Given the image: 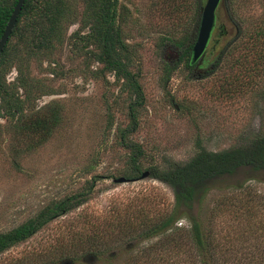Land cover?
Instances as JSON below:
<instances>
[{"label": "rangeland", "instance_id": "obj_1", "mask_svg": "<svg viewBox=\"0 0 264 264\" xmlns=\"http://www.w3.org/2000/svg\"><path fill=\"white\" fill-rule=\"evenodd\" d=\"M71 1L75 18L66 24L52 62L37 65L32 60L28 66L32 86L38 89L33 92L32 113H58L49 135L32 146L34 137L15 132L14 121L0 111V231L17 225L52 200L84 190L93 176L97 181L85 202L1 253L0 264L26 260V256L57 245L60 238L68 240L73 234L102 230L100 226L106 223L124 218L138 221L144 214L168 212L174 202L166 183L149 175L126 176L129 151L121 145L119 133L130 124V80L95 59L98 48L86 37L88 28L76 34L83 6L80 0ZM221 8L219 4L206 47L208 61L235 35ZM197 9V0H118L121 37L128 46L123 53L127 69L144 93L137 129L129 136L142 148V171L151 165L166 168L189 160L199 145L221 150L264 133V77L255 89H248L240 72L232 94L223 95V76L230 71L227 66L212 74H197L189 73L183 60L178 61L176 41L196 26ZM259 11L255 4L242 16L252 18ZM220 26L223 35H218ZM164 36L166 39H161ZM214 40L215 49L210 53ZM167 66L173 69L168 72ZM16 75L11 67L6 82H12ZM39 87L46 92L40 94ZM252 176L261 178L264 173L240 169L207 183L205 187L211 190L206 203L211 206L223 194H230V188H237L234 184L242 183L240 188L250 191L242 192L244 199L257 196L258 203L264 205V181L250 179ZM120 177L128 180L114 181ZM236 193L241 194L240 190ZM186 224L184 218L177 223Z\"/></svg>", "mask_w": 264, "mask_h": 264}, {"label": "trees", "instance_id": "obj_2", "mask_svg": "<svg viewBox=\"0 0 264 264\" xmlns=\"http://www.w3.org/2000/svg\"><path fill=\"white\" fill-rule=\"evenodd\" d=\"M16 1L0 0V36ZM80 1L83 6L81 29L88 28L86 37L97 45L95 59L104 68L116 70L130 80L133 94L128 104L130 124L120 129L119 137L121 145L129 151L130 167L126 176L132 178L144 172L139 161L142 148L129 138L137 129L144 93L134 73L127 69L128 59L123 53L128 46L121 37L119 24L121 9L118 11V0ZM201 4L197 0L194 29L176 41L178 61L183 60L189 73L200 70L212 74L222 65L227 66L230 71L223 76V95L232 94L240 72L247 79V88L255 89L257 81L264 77V0H220L235 35L212 60L208 61L205 50L202 57L190 63ZM255 4L260 7L259 13L244 18L242 15L250 13ZM73 9L71 0H25L0 53V111L14 121L15 132L34 137L32 146L49 135L58 113H32L31 104L36 99L33 92L37 87L32 86L34 82L28 75V66L32 60L37 65L45 60L52 62L55 48L63 41L66 24L75 18ZM223 34L220 26L218 35ZM215 41L210 53L215 49ZM11 67L16 69L17 75L7 83L6 72ZM167 69L170 72L173 67L167 66ZM39 92L46 91L39 87ZM240 169L264 173V133L221 150L199 145L189 160L166 168L149 166L145 170L149 176L166 183L173 191L174 202L168 212L155 216L144 214L138 221L119 219L100 226L102 230L73 234L68 240L60 238L57 245H51L47 251L33 253L26 256V260L18 259L13 264H113L120 260L119 264H264V205L258 203L257 196L245 200L242 192L249 188H240L242 183H237L233 185L237 188H230V194H223L211 206L205 201L211 190L205 187L207 183ZM250 179L264 181V176ZM96 181L97 176H93L84 190L52 200L17 225L0 231V254L85 202ZM236 190H240L239 196ZM195 202H199L196 212L193 210ZM182 218L187 224L177 225ZM139 243L142 244L137 246Z\"/></svg>", "mask_w": 264, "mask_h": 264}, {"label": "water", "instance_id": "obj_3", "mask_svg": "<svg viewBox=\"0 0 264 264\" xmlns=\"http://www.w3.org/2000/svg\"><path fill=\"white\" fill-rule=\"evenodd\" d=\"M24 1L25 0H17L12 9V12L5 25V28L0 36V53L2 52L3 47L7 42L8 37L15 25V22L17 20V17L20 13ZM219 2L220 0H205V3L201 7L200 23H199L196 40L192 46L190 63H194L196 60L202 57L204 51L206 50L212 31L214 30L216 25L215 13L219 5ZM148 175H149L148 171H144L138 178H144L147 177ZM127 180L128 179L124 177L114 179L115 182H123Z\"/></svg>", "mask_w": 264, "mask_h": 264}, {"label": "flooded vegetation", "instance_id": "obj_4", "mask_svg": "<svg viewBox=\"0 0 264 264\" xmlns=\"http://www.w3.org/2000/svg\"><path fill=\"white\" fill-rule=\"evenodd\" d=\"M81 30H82V29H81V26H80V28H79V29H77V30H76V32H77V31H79V32H80ZM199 72H200V71H196V73H197V74H199Z\"/></svg>", "mask_w": 264, "mask_h": 264}]
</instances>
